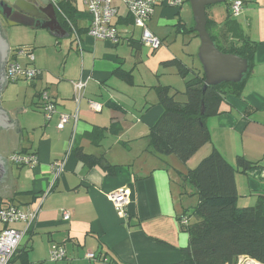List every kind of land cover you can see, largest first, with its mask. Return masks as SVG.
<instances>
[{
    "label": "crops",
    "instance_id": "0c3cea01",
    "mask_svg": "<svg viewBox=\"0 0 264 264\" xmlns=\"http://www.w3.org/2000/svg\"><path fill=\"white\" fill-rule=\"evenodd\" d=\"M233 1L242 2L240 13L235 19L243 33L257 45L254 67L241 96H228L220 107L223 112L207 118L206 125L213 147L230 162L235 160L238 153L251 162L259 163V167L235 176L239 203L241 206H249L254 205L258 195H264V0H227L228 5ZM185 4L176 10L156 7L146 22L147 29L159 38L161 36L158 29L164 27H174L175 32L179 33L177 22L181 20L186 24L180 14ZM73 5L76 7L74 2ZM224 6L225 18L228 6ZM122 9L120 6L116 21L120 42L112 44L98 40L109 46L103 51H100L97 40L87 36L89 23L78 25L80 17L75 14V28L77 31L82 29L78 34L83 35L80 39L83 42L76 43L73 61L61 65L55 72L45 68L42 51L35 52V47L30 44L17 46L28 47L35 54L30 67L39 71V74L33 81L22 80L24 83L20 87L24 86V92L19 97L21 100L17 98L18 102L14 103L12 101L15 96L13 99L10 97L9 107L3 104L2 97L9 81L1 92L0 106L16 124L13 129H10L12 126L0 128V156L6 159L7 167V180L0 185V201L8 200L17 191H31L37 195L34 202H30L29 196L17 197L19 201L29 203L25 207H39L35 221L27 229L24 224L15 225L18 230L25 231L19 248L27 252L30 264H47L45 260L32 262L29 258L35 238L42 241V249L47 257L52 247H62L66 253L63 260L69 261V264H169L180 261L183 258L182 249L188 245L189 236L179 223L178 216L182 215L186 204L192 208L196 198L189 203L183 195L180 198L179 193L175 194L170 172L171 164L178 173L185 172L187 165H182L186 170L178 169L180 167L171 161L170 156L154 155L147 148L146 136L149 128L161 115L162 107L152 98L141 104L138 109L140 116L133 118L129 113L131 109L123 100L129 86L112 74L117 68H122L131 71L133 75L135 69L134 65L125 68L126 58L118 51L119 44L125 42L132 53L142 49V45L133 48L129 44L131 40L139 41L140 29L132 25L131 18ZM209 15L214 19V16ZM224 18L214 20L222 24ZM46 23L47 21L41 22ZM60 26L63 28L62 23ZM52 28L53 35L70 37L71 30L63 28L64 31H61L54 28V25ZM191 37L196 38L194 35ZM160 40L164 41L165 37ZM156 57L160 65L173 58L181 60L187 66L200 65L194 62L190 65L181 57L170 55L169 48L159 51ZM149 71L158 76L157 68H150ZM172 74L178 76L176 70ZM78 81L85 82L86 86L77 103L73 83ZM181 82L184 85L181 78L175 81L176 87ZM134 84L133 75L132 85ZM156 84L163 85L158 79L150 88ZM42 89L56 103V112L48 121L45 120L39 102L38 93ZM89 100L100 104L101 110L91 111ZM246 109L248 114L245 116ZM59 114L76 115L77 121L70 119L63 129L58 130L56 125ZM129 121H139V124ZM114 123L121 127L120 133H106L100 146H93L87 134L95 127L109 128ZM235 134L247 136L245 139L238 137L241 143L238 147L234 142ZM109 136H114V139H107ZM244 140H248L245 145L242 144ZM71 141L72 148L79 147L83 152L95 156L104 155L115 166L114 172L107 174L99 166L86 168L76 158L73 150L69 149ZM114 146L116 147L113 149ZM236 148L239 151L233 152ZM227 149L229 153L225 152ZM21 150L25 152L21 153ZM13 155H35L36 164L31 167L17 166L11 161ZM53 163L62 164V171L57 176L51 170ZM120 189L127 192L129 200L125 208L126 217L114 210L109 198L110 194ZM19 201L15 200L14 203ZM63 211L69 213V219L63 220ZM88 253L94 254V258H87ZM9 264L20 263L15 258Z\"/></svg>",
    "mask_w": 264,
    "mask_h": 264
},
{
    "label": "trees",
    "instance_id": "16d2710c",
    "mask_svg": "<svg viewBox=\"0 0 264 264\" xmlns=\"http://www.w3.org/2000/svg\"><path fill=\"white\" fill-rule=\"evenodd\" d=\"M187 2L188 0H185L184 3ZM224 4H227L228 8L222 24H218L206 11V31L220 52L245 59L248 71L238 83L207 86L203 92L204 74L200 65L187 66L177 58L162 62L163 67L175 68L177 75L184 81V90L161 84L152 87L157 104L162 107L161 115L149 128L146 136L147 148L154 155H174L182 164L187 165L189 159L211 141L206 119L223 112L220 107L228 96L239 98L242 94L246 80L254 67L257 45L243 33L231 13V3L228 5L226 0ZM60 10L75 26L77 9L73 1L63 0L60 3ZM61 23L63 28L70 30L63 17ZM176 28L180 34L194 35L197 38L194 23L187 26L179 20ZM78 31L81 33L82 29ZM129 44L133 48L142 45L140 41L135 40H131ZM20 48L31 52L28 47L23 46L14 48L12 52ZM23 62L26 63L25 60ZM112 74L128 85L133 84L131 71L117 68ZM44 92L48 93L45 89L38 93L39 99ZM50 98L56 108L54 98L52 96ZM246 114L248 109L244 111L245 116ZM120 131L121 127L117 123L111 124L109 128L95 127L87 134V138L93 146L98 147L106 133L118 134ZM72 147L73 144L70 150H73L76 158L86 168L99 166L107 174L114 172L115 166L110 164L104 155L95 156L83 152L79 147ZM24 152L21 150V153ZM256 167H259V163L251 162L240 155L236 156L234 164H231L213 147L194 168L188 167L185 173H178L181 180V195L194 196L196 203L190 211L185 209L182 215L178 216L179 221L182 216L189 219L188 225L183 226V230L189 236V242L182 249L183 258L169 264H237L240 257L264 264V195H258L254 205L241 206L235 184L236 174H244ZM187 187L190 192L185 189ZM20 196H29L30 202H34L37 195L31 191H17L8 200L0 201V208L27 206L29 203L17 199ZM15 200L19 202L14 203ZM15 258L20 264H30L27 252L19 247L10 261Z\"/></svg>",
    "mask_w": 264,
    "mask_h": 264
},
{
    "label": "rangeland",
    "instance_id": "374dc122",
    "mask_svg": "<svg viewBox=\"0 0 264 264\" xmlns=\"http://www.w3.org/2000/svg\"><path fill=\"white\" fill-rule=\"evenodd\" d=\"M76 7H77V15L80 18L78 19V25L79 24H88L90 22V15L85 11V7L82 4V0H72ZM225 4H215L212 5L210 7H208V9L206 10L209 14L212 15V17L214 16L215 20H221L224 18V6ZM164 8V7H161ZM168 9L171 10H176L177 8L175 7H166ZM124 11V13H126V8L123 7L122 9ZM181 16L183 17V19L186 21L187 26L192 25L193 23V17H192V13L189 7V3L187 2L185 4V6L183 7L182 11H181ZM82 15V17H81ZM80 27V26H79ZM159 31V35L161 36L160 38L155 35L159 40L165 37L164 41L160 40V45L153 49H150L148 46L142 45V49L140 51H137V53H132L130 50H128V46L126 45L125 42L121 43L118 45L117 49L120 52V54L122 56H124L126 59L125 62V68H130L131 66H135V69L133 71V75H134V79H135V84L134 85H128L129 87L126 88V94L123 96V100L124 103L126 104L127 107H129L131 110L129 111L130 114H132L133 118L135 116H140V113L138 112V109L140 108L141 104L147 100H150L152 98L156 99V95L155 92L152 88H150V86H152L154 83L157 82V80L159 79L160 82L163 85L169 84L171 85L173 88L178 89V90H184V85L181 82V85L179 87H176L175 81H178V79L180 80V78L178 76H176L175 74H172V72H174L175 69H173L172 67H167L164 68L162 67L158 62V58L156 57V55L159 53V51H161L162 49H166L168 50L169 48V52L170 55H177L179 57H181L182 60H184L187 64H192L194 62V64L198 65V60L196 57V53H197V43H198V38H192L191 35H184V34H180V33H176L174 30V27H164L161 29H158ZM7 33V40H8V44L10 46L11 49L16 48L18 45H27L30 44L33 47H35L34 51H42L43 54V60H44V64H45V68H48L52 71H56L58 68H60V66L63 64H69L70 62L73 61V57L74 54H76V52H74L75 48H76V43H81L83 41H79L77 42V40L75 41V35L73 32H71L70 37H66V38H61V37H57L55 35L52 34V32H50L48 29H43L40 27H36V28H30L28 26L25 25H13L11 24L8 27V30H6ZM138 34V33H137ZM79 39H81L83 37L82 34H77ZM91 39V38H90ZM189 39L191 41H189ZM92 41H95L93 39H91ZM99 43V49L100 51L103 50H107V47L109 46H105V43H103L102 41H98ZM70 48V49H69ZM112 50H114V48H111ZM79 53V52H78ZM189 53H192L191 55H189ZM35 55V54H34ZM156 57V58H155ZM173 57V56H171ZM65 60V62H64ZM160 66V67H159ZM150 68H157V75L156 76L153 72L149 71ZM160 76V77H159ZM159 82V81H158ZM24 83V81L19 80L18 82L11 83L9 82L8 84V88H6L3 93H2V97L4 98V102L3 104H5L7 107H9L11 104L8 102L9 98L14 97V100L12 102L16 103L17 98H19L20 96H22V93L24 92V89L22 87H20L22 84ZM13 85H17V86H13ZM15 94V95H14ZM2 98V100H3ZM16 98V101H15ZM19 101L21 100V98L18 99ZM138 112V113H137ZM131 115H128V117H130ZM127 117V118H128ZM132 124H139L138 122H130ZM236 139L234 140L236 146L238 147L240 143V141L238 140V137L241 138H246V134H240L238 136V134H235ZM107 139H114V136H109ZM248 140H244L242 141V144L245 145L247 144ZM105 144V142H104ZM213 142H209L207 144H205L204 146H202L188 161L187 164V168H194L198 162L204 158V156H206L208 153H210L211 149L213 148ZM107 146V144H106ZM116 146L113 147V149ZM215 148V147H214ZM233 152H238L239 149H233ZM225 152L229 153V150L227 149ZM224 157L223 154H221ZM237 155H239L237 153ZM236 156V155H235ZM170 159H172L171 161H173L175 164L177 163V166L180 167L178 169H184L186 170L185 167H183L182 164L176 156L174 155H170ZM225 160L227 161L228 159L225 158ZM233 159H231L232 161ZM229 161V160H228ZM235 161V160H234ZM233 161V162H234ZM230 162V161H229ZM233 162H230L231 164H233ZM14 165V164H13ZM12 165V166H13ZM181 165V166H180ZM25 166H29L31 167L32 165H23ZM172 164H171V168H170V172L173 178V187L175 190V194L179 193V197L182 198L181 196V180L178 178L179 174L176 171V168H172ZM14 170L16 171V168L13 166ZM28 169V167H26ZM20 170L22 169V167L19 168ZM26 169V170H27ZM19 170V171H20ZM25 170V171H26ZM187 171V170H186ZM185 171V172H186ZM17 172V171H16ZM24 172V170H22V173ZM182 172V173H185ZM21 173V175H22ZM187 190V192H190L189 188H185ZM178 195V194H177ZM185 198V201L187 200L189 203H192L193 200H195L194 196H188V195H183ZM241 203H239L240 205ZM244 206V205H243ZM187 211L191 210V205L186 204V208ZM0 225H2L0 223ZM42 241L39 240L38 238L34 239V248L32 249V251L29 254V258L32 262L35 261H42L45 260L47 262V254H45L44 249H42ZM93 261V260H92ZM91 261V262H92ZM73 262V261H72ZM96 262V261H94ZM69 264V261H65V260H59L58 262H56L55 264ZM93 263V262H92Z\"/></svg>",
    "mask_w": 264,
    "mask_h": 264
},
{
    "label": "built area",
    "instance_id": "2783aa9c",
    "mask_svg": "<svg viewBox=\"0 0 264 264\" xmlns=\"http://www.w3.org/2000/svg\"><path fill=\"white\" fill-rule=\"evenodd\" d=\"M63 0H49V3L64 17L60 10V3ZM185 0H82V4L85 7L86 12L90 15V22L86 29L87 36L95 39L107 41L112 44H118L120 42V35L117 26V18L120 14V6L126 8L127 15L131 18L132 25L140 29L139 41L142 45L148 46L150 49H155L160 45V40L152 34L146 26L147 20L154 13L156 7H175L180 8ZM231 13L234 17H237L242 8L241 1H233L231 3ZM71 32L75 35V41H80L78 37V31L75 26L68 21L65 17ZM79 44V43H77ZM13 56V57H12ZM25 60V62H20ZM34 62V55L26 49L20 48L19 50L10 52L5 66V75L7 81L34 80L39 71L35 68L27 66ZM86 84L85 82L78 81L73 83L74 99L78 101L83 96V91ZM40 107L43 111L45 120H49L51 116L56 112L55 104L48 93L44 92L40 96ZM88 106L91 111L99 112L101 105L88 101ZM72 119L77 121V116H69L66 114H59V121L56 125L58 130L63 129L64 125ZM72 145V141L69 143V149ZM11 161L18 164L32 165L36 164V157L13 155ZM53 174L57 176L62 171L61 163H53L51 165ZM114 210L126 217L125 208L129 202L127 192L123 189L117 190L109 196ZM38 208L29 207H15L6 206L0 208V223L2 224V230L0 231V264H9L11 258L14 256L17 248L19 247L25 231L15 228L17 224L28 226L35 221L37 217ZM63 220L69 219V213L67 211L62 212ZM189 219L186 216L180 217L179 223L182 226L188 225ZM66 256L65 250L62 247L54 246L48 254L47 263L54 264L59 260H63ZM87 258L93 259L94 254L88 253ZM246 261L243 257L238 259L237 264H245Z\"/></svg>",
    "mask_w": 264,
    "mask_h": 264
},
{
    "label": "water",
    "instance_id": "95a60500",
    "mask_svg": "<svg viewBox=\"0 0 264 264\" xmlns=\"http://www.w3.org/2000/svg\"><path fill=\"white\" fill-rule=\"evenodd\" d=\"M7 6L16 10L21 16L28 17L27 11L22 8L34 9L42 14L39 17L42 21H47L46 24L38 25L37 23L26 24L23 22L12 23L13 25H25L30 28L40 27L48 29L50 32L54 28L61 31L64 29L60 26L59 21L56 18L53 7L46 0L40 2V0H2ZM17 1V3L15 2ZM226 0H188L189 7L192 13L194 22V31L197 34L199 40V46L197 49V59L201 65L204 74V86L202 91L204 92L207 86H215L222 83H238L242 80L244 74L248 71L247 61L241 57L233 54H225L220 52L211 41L209 34L206 31V8L215 4L225 3ZM50 8L52 16H48L45 10ZM4 13V12H3ZM61 16V15H60ZM64 18V17H63ZM11 24H9L10 26ZM11 49L7 40V33L4 27L0 25V98L1 92L7 85V78L5 75V66ZM203 113V110H202ZM16 121L8 115L4 109L0 106V128H7L12 126L13 129ZM7 180V167L6 159L0 156V185L4 184ZM244 258V257H243ZM245 264H254L252 261H246Z\"/></svg>",
    "mask_w": 264,
    "mask_h": 264
},
{
    "label": "flooded vegetation",
    "instance_id": "af4514ba",
    "mask_svg": "<svg viewBox=\"0 0 264 264\" xmlns=\"http://www.w3.org/2000/svg\"><path fill=\"white\" fill-rule=\"evenodd\" d=\"M45 1L46 0H40V2H45ZM47 1L49 3V0ZM15 2L17 3V1ZM21 7L27 11L29 15L28 17L21 16L16 10L10 8L2 0H0V25L4 27L5 32L6 30H8L9 24L17 23V22H23L26 24H32L34 22V23H37L38 25H41L42 20L39 19V17L42 16L41 13L35 11L34 9H29L28 7L27 8H25L24 6H21ZM53 9H54L56 18L59 21L61 19L60 14L54 7ZM45 12L46 14H48V16H52V12L50 8H46Z\"/></svg>",
    "mask_w": 264,
    "mask_h": 264
}]
</instances>
